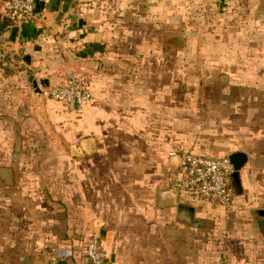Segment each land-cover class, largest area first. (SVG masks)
Listing matches in <instances>:
<instances>
[{
  "label": "crops",
  "instance_id": "obj_1",
  "mask_svg": "<svg viewBox=\"0 0 264 264\" xmlns=\"http://www.w3.org/2000/svg\"><path fill=\"white\" fill-rule=\"evenodd\" d=\"M123 1L36 0L35 21L13 23L0 32V62L9 64L0 83L26 70L63 72L71 67L88 79L93 95L79 113L56 101L37 104L43 109L40 115L52 122L63 123L73 114L88 121L76 122L72 152L56 154L72 160L59 170L67 179L57 187L58 197L49 196L45 186L38 201L16 202V192H22L13 165L18 151L15 142L13 154L2 151V141L6 145L8 139L0 131V227L7 225L4 231L12 242L5 264H85L83 243L92 233L101 240L107 264H264V217L256 213L264 209V123L249 124L231 150L212 151L177 135L174 91L130 83L133 76L104 71V66L123 63L110 50L121 53L129 45ZM4 2L0 0V15ZM176 147L247 155L230 208L191 203L166 186L175 161L167 154ZM5 195L7 201L2 200ZM30 195L26 193L27 199ZM179 204L193 207L190 220L179 212ZM248 212L254 216L249 218Z\"/></svg>",
  "mask_w": 264,
  "mask_h": 264
},
{
  "label": "rangeland",
  "instance_id": "obj_2",
  "mask_svg": "<svg viewBox=\"0 0 264 264\" xmlns=\"http://www.w3.org/2000/svg\"><path fill=\"white\" fill-rule=\"evenodd\" d=\"M122 4L125 23L130 25L129 45L121 53L110 50L123 57V63L104 66V71L133 76L128 77L130 83L174 91L176 105L171 110L175 109L177 135L191 138L192 145L223 151L231 150L234 140L248 133L249 124L263 126L259 123H264V0H127ZM68 70L74 71L71 67L37 74L26 70L21 77L0 83V131L8 139L6 145L2 141V151L13 154L16 133L20 134L13 164L20 175L17 189L22 190L16 192L17 203L38 201L45 186L49 196L58 197L57 187L67 179L59 170L72 160L63 161L56 154L72 152L76 122L88 121L73 114L63 123L52 122L40 115L43 109L37 104L54 101L44 92ZM44 79L49 84L41 87L39 80ZM47 120L49 124H40ZM81 164L88 167V162ZM26 193H31L29 199ZM5 196L2 200L7 201ZM247 216L254 215L248 212ZM5 227H0V240H4L0 264L7 262L5 254L12 243Z\"/></svg>",
  "mask_w": 264,
  "mask_h": 264
},
{
  "label": "built area",
  "instance_id": "obj_3",
  "mask_svg": "<svg viewBox=\"0 0 264 264\" xmlns=\"http://www.w3.org/2000/svg\"><path fill=\"white\" fill-rule=\"evenodd\" d=\"M37 13L36 0H5L3 14L14 23L33 22ZM8 65L0 62V75ZM44 93L74 113L81 112L93 99L88 79L75 71L65 72L60 80L49 84ZM167 155L168 160L175 159L174 168L168 173V188H176L180 197L191 203H214L226 209L232 206L234 169L227 155H209L181 147L170 149ZM83 252L85 264H107L105 250L96 234H89L84 240Z\"/></svg>",
  "mask_w": 264,
  "mask_h": 264
},
{
  "label": "water",
  "instance_id": "obj_4",
  "mask_svg": "<svg viewBox=\"0 0 264 264\" xmlns=\"http://www.w3.org/2000/svg\"><path fill=\"white\" fill-rule=\"evenodd\" d=\"M23 60L28 64V56H24ZM39 84L41 87L47 86L49 84L47 79L39 80ZM33 86L38 89V84L36 80H33ZM20 148V134L16 133V139H15V149L18 151ZM228 158L230 159L234 172L231 176V185L233 191H239L240 189V180H239V170L241 167L246 163L247 161V155L242 151H233L230 152L228 155ZM170 190L174 191L178 194V190L176 188H170ZM179 212H184L186 215L187 221L192 218L193 214V207L185 205V204H179L178 205ZM256 213H258L260 216L264 217V209H257Z\"/></svg>",
  "mask_w": 264,
  "mask_h": 264
},
{
  "label": "trees",
  "instance_id": "obj_5",
  "mask_svg": "<svg viewBox=\"0 0 264 264\" xmlns=\"http://www.w3.org/2000/svg\"><path fill=\"white\" fill-rule=\"evenodd\" d=\"M14 22L6 15H0V32L4 31L7 27L12 25ZM55 259H58V256H56ZM59 261V260H58ZM56 260V262H58Z\"/></svg>",
  "mask_w": 264,
  "mask_h": 264
}]
</instances>
